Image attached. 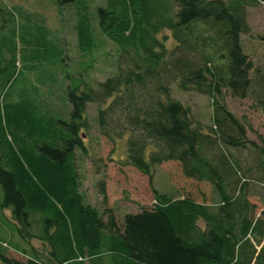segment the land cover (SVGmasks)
<instances>
[{"label":"trees","instance_id":"16d2710c","mask_svg":"<svg viewBox=\"0 0 264 264\" xmlns=\"http://www.w3.org/2000/svg\"><path fill=\"white\" fill-rule=\"evenodd\" d=\"M108 1L98 25L118 49L116 72L94 85L68 77L67 122H40L24 101L0 105V210L27 245L24 262L1 255L0 264H264V145L248 141L219 101L222 89L264 96V72L249 77L240 41L249 33L246 8L258 0ZM76 35L82 52L90 41L78 26ZM172 83L208 97V125L170 97ZM87 104L100 136L126 137L123 165L150 179L156 166L175 163L184 179L209 184L216 202L154 194L152 208L124 214L120 225L102 189L101 212L84 206L75 152L84 148ZM247 147L256 166L244 177L231 151ZM248 179L261 190L259 210L247 200ZM35 239L44 259L30 249Z\"/></svg>","mask_w":264,"mask_h":264},{"label":"rangeland","instance_id":"374dc122","mask_svg":"<svg viewBox=\"0 0 264 264\" xmlns=\"http://www.w3.org/2000/svg\"><path fill=\"white\" fill-rule=\"evenodd\" d=\"M110 6L108 0H73L63 6L57 0H0V105L12 106L24 101L34 109L37 120L67 122L68 77L94 85L116 72L118 49L101 33L97 15L98 8ZM246 15L249 33L242 35L240 41L252 63L249 77L254 79L256 69L264 72V0L247 7ZM77 26L90 41L82 52L77 47ZM169 88L170 97L187 107L195 122L210 123L208 97L183 92L173 83ZM259 99L264 96L257 92L238 99L222 89L219 101L242 123L245 138L261 146L264 145V104L258 103ZM86 117L88 129L80 135L84 148L75 152L78 193L84 206L101 212L102 189L106 207L120 225L124 214L152 208L154 194H164L173 200L189 197L206 205L216 202L209 184L184 179L175 163L156 166L150 179L123 165L126 137L112 143L100 136L96 111L91 104L86 105ZM7 132L8 142L10 138L14 145L12 132L10 129ZM249 148L231 151L242 168L239 175L244 177L249 176L244 171L246 168L252 171L256 166L255 153ZM246 183L247 200L259 210L261 190L249 179ZM1 196L0 190V202ZM9 214L8 210H0V256L24 262L26 258L21 253L26 252L27 245L19 240ZM29 245L45 258L39 240H29Z\"/></svg>","mask_w":264,"mask_h":264}]
</instances>
